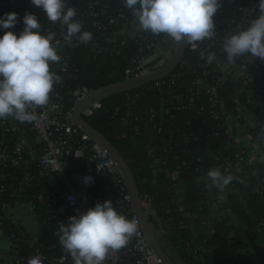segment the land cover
Returning <instances> with one entry per match:
<instances>
[{"label":"trees","instance_id":"16d2710c","mask_svg":"<svg viewBox=\"0 0 264 264\" xmlns=\"http://www.w3.org/2000/svg\"><path fill=\"white\" fill-rule=\"evenodd\" d=\"M7 1L0 0V17L5 13H18L17 24H19L22 23L25 12L32 13L34 10L39 17V23L45 22L49 25L47 31L56 34L53 43L59 41L57 53L61 59L55 63H61L66 59L70 60L67 74L54 72L62 78L63 86L56 87V84L53 86L54 90L50 93L48 104L55 101L54 94L58 93L63 98L64 107L70 109L73 106L71 93L77 85L94 91L127 78L126 72L131 59L139 51L138 45L134 43L112 45L110 51L105 53H98L96 50L92 51L86 48L65 50L62 46L64 35L61 34L62 27L58 21L55 23L48 21L42 10L32 6L30 0H18L14 5L2 6V3ZM66 3L68 7L76 10L77 15L83 13L92 3H98L99 6L96 9L99 13H103L104 0H66ZM220 3L222 7L214 17L215 23L218 24L220 21L233 18L237 22L236 25L229 28L228 25L223 24L222 30H227L231 34L237 33L236 27L240 24L243 26L242 10L253 7L251 0H221ZM121 13L131 14V11L125 8L124 0H109V8L103 13L101 20L107 23L108 19L117 17ZM92 33L97 39L99 38V35L93 30ZM144 36L147 39L144 44L161 46V50L148 64L150 68H157L162 62H166L171 54L172 47L166 41L168 37L166 34L153 35L150 31H145ZM207 40L209 38L194 42L195 46L191 44L184 61L188 65L182 64L172 74L174 77L182 76L177 78L176 83L172 84V77H168L162 81L167 82V86L158 87L157 83H152L141 89L115 96L103 101L90 117L85 118L92 127L103 134L118 149L133 171L141 195L150 198L158 216L169 223L168 235L162 247L178 264H221L230 261V259L222 260L211 250V234L205 227V223L214 224L213 237L220 236L222 230L228 235L233 230L228 227L229 220L224 217L222 211L219 217L214 215V204L210 197L211 186L209 183L200 182L199 179L208 175L213 166L224 163L226 158L235 159L239 155V150L224 133L213 130L218 128V123L212 118L211 103L207 94H200L197 107L186 111L182 110L183 102H177L176 99L178 95H185L196 81L203 80L214 86L221 78V74L215 70L213 64L204 63L199 58L200 48L198 45ZM103 57L110 61L119 60L125 76L118 75L113 80L107 79L106 70L97 67ZM224 58L227 59L226 56ZM202 65H204V69ZM204 70L209 72V76H203ZM219 91L227 108L235 110L236 104L233 99L237 94L236 89L230 83H226L221 86ZM257 94L261 93L257 92ZM128 97L133 98L132 102L127 100ZM240 103L245 105L246 100L241 99ZM45 106H39V109L42 110ZM202 107L203 112L198 115L197 110ZM126 118L128 119L127 126L123 121ZM18 123L23 124L26 132L30 133L31 122L21 123L18 121ZM137 128H139V132L135 131ZM6 136L5 145L14 154V147L22 140L23 134L12 127ZM186 138H189L188 142H186ZM149 148L155 150L156 156H151L148 153ZM31 157H33V153L26 150L25 158L29 161ZM214 158H219V160L215 161ZM256 169L259 171L258 178L253 177L252 170L249 169L246 174L232 176L231 183L234 192L229 200L236 216L251 239V246L254 249L258 247L259 229L257 225L264 219V199L255 193V185L258 180L264 179V172L258 166ZM166 171L180 172L183 204L187 207V213L196 217L193 222L184 218L182 208L173 203V197L170 194L172 184L165 173ZM42 174L43 168L38 162L22 165L19 168H13L8 164L0 165V185L6 186L5 200L11 204V211L22 191L36 192L35 195H37L40 193V191L34 190L37 185L43 188L41 192L47 195L52 193L54 177L50 175L44 177ZM28 176L33 178L30 185L26 183ZM236 176L241 181L235 180ZM58 186L60 187L57 184ZM114 208L119 214L125 216L119 207ZM191 223H193V227ZM262 232L264 234V228ZM12 233L19 239L23 236L17 228H13ZM233 244L241 250L243 249L239 242L235 241ZM133 246L131 238L128 244L119 250L123 254V264L135 263V259L125 255ZM195 246L203 247L201 258L195 256L192 250ZM36 254H40L44 258V264H56L55 260L58 258L67 257L64 253L37 250L27 242H21V257L28 258ZM236 263L250 264L244 261L243 256L236 257Z\"/></svg>","mask_w":264,"mask_h":264},{"label":"built area","instance_id":"2783aa9c","mask_svg":"<svg viewBox=\"0 0 264 264\" xmlns=\"http://www.w3.org/2000/svg\"><path fill=\"white\" fill-rule=\"evenodd\" d=\"M18 0H8L6 3H2V6H10L17 3ZM221 2V0H220ZM253 7L243 9L242 24L238 25L235 29L236 32L243 28H246L250 22L259 15L258 0H251ZM98 3H92L85 9L83 13H80L74 17V20L81 22V31H87L92 34V39L87 43L80 42L75 36L71 42H62V46L65 50L70 49H82L96 50L98 53H105L110 51L112 45H126L127 43H134L139 46L138 53L131 59V63L126 72L127 78L138 77L142 75L150 74L154 71L161 69L172 58L177 43L167 38L166 41L172 47L169 59L166 62H162L157 68H150L148 64L154 58L155 54L161 50V46L158 44L150 45L144 44L147 41L144 36V30L141 29L139 23L136 21L132 13L127 15L125 13L119 14L117 17L108 19L107 23L102 22L101 18L103 13L109 8V0H104L102 5L103 13H99L96 7ZM33 9V7H30ZM33 14L38 16L33 10ZM235 19H227L215 23V34L209 38L203 44H199V58L207 63V55L215 54V60L211 62L216 71L221 74V78L217 82V85L207 84L203 80L196 81L187 90L185 95H178L176 97L177 102H183L184 106L182 110H189L197 107L200 100V94L205 93L208 95L211 103V115L214 121L218 123V128L213 129L224 133L231 139V134L227 129L223 121L224 113L236 114L244 105L240 103L241 99H245L242 93V89H249L258 96H264V60L256 58L250 54L237 57L233 63H229L224 58L226 54L223 52V43L226 37L232 35L227 30H222L223 24L228 25L229 28H233L236 25ZM40 32L42 35L49 34L47 27L49 25L45 22L40 23ZM23 28V23H19L15 28ZM62 27V26H61ZM12 30V29H10ZM92 30L99 35L97 39L92 33ZM66 27L61 28V34L64 35ZM79 35V34H77ZM201 53H204L202 56ZM185 61V60H184ZM182 64L188 65L186 62ZM180 65V66H181ZM179 66V67H180ZM70 60L66 59L61 63L50 62V71L58 72L61 74H67L69 72ZM204 69V65H202ZM173 74V73H172ZM172 74L168 77H172L171 83H176L178 77H174ZM234 76H233V75ZM203 76H209V72L204 70ZM232 76V77H231ZM167 77V78H168ZM165 80V79H163ZM158 81V87L164 85L167 86V82ZM230 83L237 91L234 97L236 104L235 110H230L225 105L224 100L220 95V88L222 85ZM56 87L63 86L59 83ZM240 87L241 89H238ZM92 91L88 90L82 85H77L74 91L71 93V101L73 106L70 109H66L62 103L63 98L60 94H54L55 101L47 104L44 109L40 110L39 106L36 108H29V111H34L37 115V119L31 122L30 133H27L25 126L19 124L13 117H5L0 121V127L4 130L5 134L10 133L11 128H15L16 131L23 134V138L14 147V154L10 152L6 145L0 146V165H11L13 168H19L22 165H29L38 162L43 168V176H53L55 182L60 185L53 189L50 195L43 192L38 193L35 199L38 203L43 205L49 210H53L59 202H63L66 207L71 211L72 216L79 215L81 212L87 211L89 208L94 207L97 203H103L106 200H110L113 207H119L121 211L125 213L128 220H135L138 223L137 232L131 237L133 248L130 249L125 255L135 259L134 264H160L156 256L153 254L150 244L148 243L144 232L141 229L140 220L135 214L130 195L128 194L124 181L118 173L113 161L108 157L107 153L96 143H94L89 137H87L77 127L74 119V112L76 107L85 100ZM131 97L127 100L132 102ZM101 104V103H100ZM95 106L83 113L85 118L91 116L92 112L100 107ZM203 112V107L197 110V114L200 115ZM236 112V113H235ZM125 126L128 125V119L123 120ZM135 131L139 132V128ZM216 131V132H217ZM232 140V139H231ZM189 138H186V142ZM33 142L35 150L33 157L28 161L25 158V151L28 150V145ZM233 142V141H232ZM236 146V145H235ZM237 147V146H236ZM238 148V147H237ZM239 155L232 159L227 160L220 165H215L211 170H219L222 176H233L235 174H246V171L252 170V176L258 178L259 171L256 169L257 165L247 154L239 149ZM148 153L151 156H156L153 148L148 149ZM218 161L219 158H214ZM162 171V170H160ZM170 179L172 187L170 188V194L173 197V203L179 205L184 211V218L189 222H193L196 218L190 216L187 213V207L183 204V196L180 190V172H165ZM85 177H91L92 182L85 184ZM235 180L241 181L237 176ZM33 178L28 176L26 183L30 185ZM200 182L209 183L213 188L214 183L211 178L206 175L199 179ZM226 190L232 195L234 192L233 184L230 182L225 186ZM6 186L0 185V212L6 213L11 211V204L5 200ZM211 193V191H210ZM255 193L264 199V179L257 181L255 185ZM141 204L151 226L154 230L156 237L159 234L163 241L168 235L169 223L160 218L152 206L151 200L148 197L141 195ZM214 204L220 208L223 206V201L218 198ZM68 222V221H67ZM192 227L194 226L191 223ZM205 227L210 231L211 241L216 238L212 235L215 233V226L212 223H205ZM258 229L262 231L264 228V219L258 223ZM12 251L13 257L17 264H44L45 260L40 254L33 255L28 258L20 256V244L24 241L23 236L19 239L14 233H12ZM160 243H163L158 238ZM264 251V240L261 245ZM193 252L196 257L201 258L203 247L195 246ZM243 251L235 253V255L228 262L221 264H237L236 257L242 256ZM123 254L118 250L116 252H109L106 256L103 264H123ZM56 264H69L68 257H60L55 260Z\"/></svg>","mask_w":264,"mask_h":264},{"label":"clouds","instance_id":"9594fccd","mask_svg":"<svg viewBox=\"0 0 264 264\" xmlns=\"http://www.w3.org/2000/svg\"><path fill=\"white\" fill-rule=\"evenodd\" d=\"M30 4L41 9L48 21L66 27V42L74 36L82 43L92 39L90 32L81 31V22L74 20L76 10L68 7L66 0H30ZM124 6L142 30L166 34L174 42L193 46L214 36V17L222 7L220 0H124ZM258 11L246 28L225 38L223 52L229 63L245 54L264 60V0H258ZM18 20L15 12L0 17V31L4 32L0 36V119L11 116L23 123L37 119L29 108L47 105L53 86L61 83L62 78L50 71V62H59L61 57L57 53L59 41L53 43L56 34L42 35L35 14L25 12L24 27L17 34L10 29ZM215 58L214 53L206 57L208 63ZM208 176L220 189L233 179L222 176L219 170L209 171ZM84 182L89 184L92 178L85 177ZM137 230L135 220L119 214L106 200L69 217L67 224L61 223L57 235L73 264H103L108 253L124 248Z\"/></svg>","mask_w":264,"mask_h":264},{"label":"crops","instance_id":"0c3cea01","mask_svg":"<svg viewBox=\"0 0 264 264\" xmlns=\"http://www.w3.org/2000/svg\"><path fill=\"white\" fill-rule=\"evenodd\" d=\"M21 30L22 28L19 27L11 31L18 34ZM238 89L241 88L238 87ZM242 93L246 104L236 114L224 113L223 121L231 134L233 143L264 172V96H258L249 89H242ZM6 140L7 136L0 127V146L5 145ZM34 147L33 142H30L27 148L34 153L36 148ZM56 186L54 181L53 189ZM42 189L37 185L34 187L37 192H41ZM35 193L20 192L8 216L0 215V264H17L16 261H10L13 256V228L22 232L24 242L30 244L32 248L64 253L73 264L72 257L62 248L57 235L61 223L67 224L68 218L72 217L71 211L63 202H59L53 210H49L36 201ZM210 195L213 204L218 198L223 201L222 208L214 204V215L219 217L222 211L224 217L229 220L228 227L233 230L229 235L222 230L221 235L210 242L211 250L222 260H229L235 253L243 251L242 256L245 262L264 264V251L261 247L264 240L263 232L258 230V247L254 249L251 246V239L230 204L231 194L225 187L220 189L214 185ZM25 219L28 221V228L23 226ZM235 241L242 245V250L233 244Z\"/></svg>","mask_w":264,"mask_h":264},{"label":"water","instance_id":"95a60500","mask_svg":"<svg viewBox=\"0 0 264 264\" xmlns=\"http://www.w3.org/2000/svg\"><path fill=\"white\" fill-rule=\"evenodd\" d=\"M39 22V17L36 16ZM8 31V30H5ZM4 34L1 31V36ZM191 44H185L178 42L175 52L168 63L161 69L154 71L147 75L138 77L128 78L123 81L99 88L92 91V93L76 107L74 112V119L77 127L89 137L94 143L98 144L113 161L114 165L120 176L122 177L126 190L131 198L133 210L140 220L141 229L145 234L148 243L151 246L153 254L156 256L160 264H178L175 259L163 249L161 243L156 237L154 230L151 226L150 220L148 219L144 209L142 208V197L135 179L133 171L131 170L128 162L124 159L118 149L109 142L103 134L92 127L84 118L83 113L95 106H98L105 100L111 99L115 96H119L128 92H132L141 89L152 83L166 79L172 73H174L181 63L185 60L187 52ZM10 212L0 213L1 216H8ZM24 227H29L27 219H25ZM10 261H15L12 256Z\"/></svg>","mask_w":264,"mask_h":264},{"label":"rangeland","instance_id":"374dc122","mask_svg":"<svg viewBox=\"0 0 264 264\" xmlns=\"http://www.w3.org/2000/svg\"><path fill=\"white\" fill-rule=\"evenodd\" d=\"M97 67L106 70V77L109 80H113L118 75L125 76V73L121 66V62L117 59L110 61L107 60L106 57H103L102 60H100ZM157 236L161 241H163V238L159 234H157ZM161 245H163V243H161Z\"/></svg>","mask_w":264,"mask_h":264},{"label":"flooded vegetation","instance_id":"af4514ba","mask_svg":"<svg viewBox=\"0 0 264 264\" xmlns=\"http://www.w3.org/2000/svg\"><path fill=\"white\" fill-rule=\"evenodd\" d=\"M13 254V253H12Z\"/></svg>","mask_w":264,"mask_h":264}]
</instances>
